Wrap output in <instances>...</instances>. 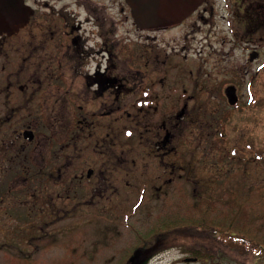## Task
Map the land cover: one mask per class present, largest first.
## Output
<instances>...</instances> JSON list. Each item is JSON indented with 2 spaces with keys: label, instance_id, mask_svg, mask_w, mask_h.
<instances>
[{
  "label": "flooded vegetation",
  "instance_id": "flooded-vegetation-1",
  "mask_svg": "<svg viewBox=\"0 0 264 264\" xmlns=\"http://www.w3.org/2000/svg\"><path fill=\"white\" fill-rule=\"evenodd\" d=\"M217 1L203 0L174 24L142 28L129 0H16L15 20L13 0H0V134L9 124L27 123L0 139V177L10 173L0 202L25 192L31 213L55 203L69 169L83 197L106 202L123 182L114 175L126 150L135 193L149 188L155 200L168 193L174 150L186 148L183 142L190 147L189 140L196 141L192 150L200 149L194 124L204 122V107L228 103V86L237 96L233 110L241 102L237 84L205 81L206 70L222 63L207 66L211 22L226 19L230 48L240 44L245 55L240 65L226 62L223 69L248 74L256 62L264 72V48L251 43L264 42V0ZM246 95L251 100L252 89ZM149 157L159 163L154 177L142 172L150 171ZM31 213L26 208V218ZM133 243L136 264V213Z\"/></svg>",
  "mask_w": 264,
  "mask_h": 264
},
{
  "label": "rangeland",
  "instance_id": "rangeland-1",
  "mask_svg": "<svg viewBox=\"0 0 264 264\" xmlns=\"http://www.w3.org/2000/svg\"><path fill=\"white\" fill-rule=\"evenodd\" d=\"M216 11L222 14L219 5ZM224 20L217 17L211 22L212 48L205 42L207 66L211 68L216 61L222 63L217 65L221 66L219 70H206L205 81L221 85L237 84L242 95L241 102L237 111L224 100L204 107V122L201 126L194 124L195 132L201 134L200 149L192 150L196 141L189 140L190 147L183 142L186 148L174 150L171 158L173 181L168 186V193L155 194L158 196L156 200L150 196L149 188L146 192L135 193L130 162L132 154H129L127 163V150H124L125 153L118 157L116 163L120 169L114 175L123 182L119 192L114 193L116 197L106 202L97 197L91 201L89 197H83L84 187L79 192V188L70 181L73 175L71 169L67 170L66 180H62L57 189L59 199L44 208H33V213L32 203L26 199L25 192L9 194L7 197L13 202L4 197L0 202V264H115L122 247L132 242L135 213L136 230L143 231L152 224L159 211L165 210L166 202L189 204L196 208L195 200L203 198L213 202L208 208L209 211L213 210L210 213L222 216L224 212L225 217L229 218L237 208L234 203L236 198L241 202L239 210H245L250 223L243 231L255 234L258 230L257 235L264 238V155L261 158L255 155V150H264V72L257 71L256 62L248 74L244 70L238 69L233 73L222 68L226 62L236 61L240 65L245 56L240 44L234 49L230 48L228 41L233 38L231 25ZM251 43L264 48L262 41ZM218 48L220 52H215ZM222 51L225 54H221ZM262 60L261 66H264V58ZM248 88L254 94L251 100L246 95ZM25 125L27 123H12L3 127L0 139L9 138L13 130L18 132ZM15 142L19 143L17 139ZM251 146L252 150L246 148ZM147 161L150 171L143 169L142 172L152 174L153 169L157 170L154 174L160 172L157 159L149 157ZM4 169L9 171L8 168ZM9 174L4 172L0 177V191L9 188V183H6ZM11 182L15 184V181ZM186 207H181L182 211ZM26 208L32 214L30 218L24 214ZM53 209L54 213L51 212ZM238 215H233V220L238 219ZM233 232L238 233V229L235 228ZM180 246L179 243L165 246L153 254L146 264H217L218 258L215 261H185L192 256ZM230 250L234 249L226 246L225 258L220 256L226 264H264V260H257L256 256L241 257L238 252Z\"/></svg>",
  "mask_w": 264,
  "mask_h": 264
},
{
  "label": "trees",
  "instance_id": "trees-1",
  "mask_svg": "<svg viewBox=\"0 0 264 264\" xmlns=\"http://www.w3.org/2000/svg\"><path fill=\"white\" fill-rule=\"evenodd\" d=\"M255 151L259 158L264 155V150ZM195 201L196 208L189 204L166 202L165 210L159 211L160 214L150 226L143 231L136 230V264H146L153 254L165 246L177 243L185 253L197 260L215 261L218 258L217 264H226L220 259V256L225 258L226 246H230L235 250L230 251L238 252L241 257L251 255L256 256L257 260H264V238L261 239V236L257 235L258 230L255 234L243 231L250 223L245 210H239L241 202L234 198L237 208L231 212L229 218L225 217L224 212L222 216L210 213L213 210L209 211L208 208L213 205L212 200L203 198ZM181 207H186L187 210L185 208V211H182ZM236 214H239L238 219L233 220V215ZM234 227L238 229V233L233 232ZM133 248L132 239L131 243L122 247L115 264H133Z\"/></svg>",
  "mask_w": 264,
  "mask_h": 264
},
{
  "label": "water",
  "instance_id": "water-1",
  "mask_svg": "<svg viewBox=\"0 0 264 264\" xmlns=\"http://www.w3.org/2000/svg\"><path fill=\"white\" fill-rule=\"evenodd\" d=\"M203 0H129L132 14L136 23L142 28L162 27L174 24L196 9ZM16 0H13L10 17L15 20L14 14L18 10ZM254 58V55H251ZM228 103L233 105L237 101L235 89L228 86L225 89ZM195 258H186L185 261H195Z\"/></svg>",
  "mask_w": 264,
  "mask_h": 264
}]
</instances>
